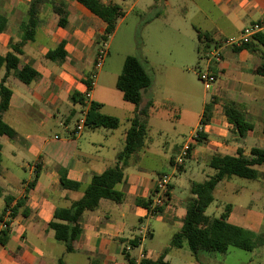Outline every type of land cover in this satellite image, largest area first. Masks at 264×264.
Listing matches in <instances>:
<instances>
[{"label": "crops", "instance_id": "0c3cea01", "mask_svg": "<svg viewBox=\"0 0 264 264\" xmlns=\"http://www.w3.org/2000/svg\"><path fill=\"white\" fill-rule=\"evenodd\" d=\"M101 1L116 3L125 8V14L120 20L138 5L144 8L153 5L148 0H133L129 5L124 4V0ZM164 1L168 3L169 0ZM29 2L30 0H0V14L7 19L6 29L0 32L1 55L10 51L12 43L20 41L19 25L27 16ZM189 2V5H183L176 0L174 5L183 10L185 17L190 15L191 18H197V22L191 27L196 38L199 32L208 34L207 43L206 40L199 41L197 38L201 51L198 58L204 62V67L216 75L210 96V100H214L212 114L202 126V140L194 143L184 164L179 169H174L172 159L184 140L179 144L173 141L164 144L163 151L155 149L154 141L149 135L152 127L150 121L156 114L155 101L150 89L144 91L143 102L152 100V106L142 119L146 124L147 134L142 148L132 154L124 169L125 180L115 186L123 194L121 202L100 199L93 210L81 213L78 217L81 233L74 242L73 251L66 252L63 244L59 256L52 250L58 246L50 226L54 221V210L67 207L79 199L91 175L100 174L115 163L117 153L124 146L129 126L127 119L134 115L136 107L123 105L124 112L119 116L103 112V102L93 94L90 93L89 99H85L88 90L85 80L92 73L100 47L96 43V37L103 33L105 22L76 0H62V3L58 0H44L40 4L39 24L34 39L22 46V53L18 56L19 68L30 67L35 71V76L30 83L25 84L10 72L4 82L11 90V96L8 108L1 113V118L15 131V135L12 138L0 135V215L5 197L11 199V206L16 207L17 202L21 204L16 208L8 241L5 245H0V264H58L59 258L67 264L63 257L70 255L77 257L75 264H127L126 255L134 260V264H138L141 253L143 258L155 259L165 247H169L170 251L174 246L170 245L171 237L169 243L160 245L159 250L146 247L144 240L153 236L149 219L160 218L168 223L181 221L186 210V199L190 196V183L196 181L190 180L187 194L180 195L173 192L174 183L171 179L160 212L150 215L146 207L136 204L135 200H152L156 176L166 171L156 168L160 158L164 162L168 159L172 176L176 172H186V162L193 161L197 166L190 169V174L197 176L200 173L207 178L211 171H207L205 167H210L208 164L213 155L234 154L238 150L248 155L251 147H263L264 76L260 74V59L247 50H233L230 43L241 38L244 28L264 20V0ZM60 20L63 24H60ZM176 31L181 33L180 28H176ZM189 36L192 37L191 33ZM60 42H63L66 58H47L48 51ZM213 48L220 51L219 61L206 59ZM143 61L147 63L146 60ZM182 67L172 65V74L178 77ZM3 74L2 68L0 80ZM72 94L83 96V101H73ZM91 101L101 104L100 112L117 117L119 122L124 119L127 125L121 127L120 122L115 129H87L84 126L80 135L71 136V119L77 120L83 110L87 111ZM206 103H203L197 125ZM225 104L234 105L252 123L253 128L245 137L238 138L230 133L222 110ZM258 142L262 144H257ZM259 166L264 164L255 166L260 191L264 190V167ZM61 176L79 183L80 188H63ZM221 181L216 184L213 195ZM180 186L182 187L181 183ZM230 206L228 222L255 231L257 235H264V210L254 209L250 204L242 206L234 203ZM143 225L147 226L149 235L140 241L137 237L138 229ZM132 241H135L134 245ZM184 243L177 248H184ZM127 245L131 247L128 251L125 250ZM168 252L164 261L171 264ZM214 254L212 251L199 250L196 255H192L195 258L199 255L212 258ZM262 263L264 259L259 264Z\"/></svg>", "mask_w": 264, "mask_h": 264}, {"label": "trees", "instance_id": "16d2710c", "mask_svg": "<svg viewBox=\"0 0 264 264\" xmlns=\"http://www.w3.org/2000/svg\"><path fill=\"white\" fill-rule=\"evenodd\" d=\"M90 12L101 18L105 22V28L101 35L96 37V43L106 42L116 29L118 21L124 16V9L116 3H104L101 0H76ZM44 0H30L26 18L19 25L21 39L10 45V51L4 55L0 54V70L4 69V74L0 80V135L13 137L15 131L8 126L1 118V113L8 108L11 90L4 84L10 72H13L16 78L21 82L28 84L35 76V71L30 67L19 68V55L22 53V46L27 41H32L35 36L36 28L39 24L38 11L39 6ZM62 3V0H58ZM60 24L63 22L60 20ZM7 26V19L0 14V32H3ZM197 38L209 40L207 33H198ZM235 51L247 50L255 54L260 59V74L264 76V31H258L242 40L238 45H232ZM198 53H201L197 48ZM67 54L63 49V42H60L54 49L48 51L46 57L49 59L64 60ZM153 82V78L148 72L144 61L134 55H126L121 70L117 75L115 87L121 92L122 99L135 105L136 110L132 117L127 119L129 126L126 131L124 146L116 155L115 163L109 166L100 174H93L89 183L84 187L82 196L73 201L67 207H58L54 210V221L50 226L54 231V239L65 246L66 252H72L74 242L79 237L81 229L78 224V217L86 210H93L100 199H107L119 203L123 194L118 191L116 184L125 180L124 169L128 166L133 153L139 151L146 138L147 127L142 121L143 116L148 113L152 106V100L145 103L142 99V93L148 90ZM87 89L91 88L90 75L85 80ZM77 96V97H76ZM73 101H83V96L72 94ZM214 100H209L203 108L199 124L202 126L209 121L212 114V104ZM101 104L95 101L89 103L85 114L84 126L87 129L104 127L115 129L119 125V119L115 116L103 114L100 112ZM223 114L229 126L230 133L243 138L249 130L253 128L251 122L245 119L244 114L232 104L223 105ZM262 133L264 135V121ZM203 138V131L199 133L196 142ZM1 150V145H0ZM189 157V156H188ZM1 160V152H0ZM264 164V146H253L248 155L238 150L234 154L219 155L215 154L209 161V166L214 169V174L203 181H192L189 187L190 196L186 199L185 214L182 218L180 229L172 235L171 246L180 247L183 242L186 243L191 254L196 255L199 250L225 253L229 247H237L243 250L251 251L258 245H264V235H257L255 231L231 224L227 217L230 211V204L224 206L223 211L216 217L205 214L208 205L213 201V191L216 184L232 176L255 180L258 177V170L255 166ZM179 169V167H178ZM60 183L65 189H79L80 184L70 181L65 176L60 177ZM170 186V185H169ZM11 199L4 198L0 219L5 210L10 206ZM136 204L146 207L148 212L157 214L162 206L150 209L152 200L137 198ZM21 202H17L18 206ZM17 206H13V217ZM11 228H5L0 231V245L6 244L9 238ZM135 241H132L134 245ZM169 247L155 258H141L138 264H167L164 261L165 254ZM127 256V264H134V260ZM58 264H64L59 258Z\"/></svg>", "mask_w": 264, "mask_h": 264}, {"label": "rangeland", "instance_id": "374dc122", "mask_svg": "<svg viewBox=\"0 0 264 264\" xmlns=\"http://www.w3.org/2000/svg\"><path fill=\"white\" fill-rule=\"evenodd\" d=\"M148 1L153 4L150 8L138 5L123 20L118 21L107 42V53L96 71L94 86L87 92L103 102V112L122 116L123 105H134L122 99L121 92L114 84L116 75L121 70L123 57L134 55L146 60L147 63L144 64L153 78L149 89L153 93L156 109V114L150 121L152 127L149 135L154 141L155 149L163 151L164 144H170L172 141L182 143L196 130L198 126L196 122L203 103L210 100L215 81L205 84L200 81L197 74L199 69L204 68V62L198 58L197 38L191 32L192 24L197 22V18H191L190 15L185 17L183 10L174 5L176 0H169L168 3L164 0ZM132 2L133 0H124L123 3L129 5ZM178 3L190 4L189 0H178ZM176 28H180L181 33H178ZM190 33L192 37L189 36ZM172 65L183 66L178 77L172 74ZM121 120V127L127 125L124 119ZM76 122L71 119L70 126L74 128ZM186 163V172H176L173 176L168 167V159L164 162L160 158L156 164L157 169L166 170V173L171 174L173 192L176 194H187L190 180L201 181L202 178H206L200 173L197 176L191 175L190 169L195 168L197 163L193 161ZM205 169L211 171V175L214 174V169L208 166ZM259 185V179L248 180L237 176L222 180L205 214L218 216L225 204L234 203L242 206L250 204L254 209L264 210V190L259 191ZM149 224L153 236L144 240L145 245L147 248L159 250L161 244L169 243L172 235L180 228L181 221L168 223L153 217L149 219ZM56 243L58 246L52 250L59 256L63 243L58 241ZM185 244L184 248L172 247L168 252L171 264H259L264 259L263 246L255 247L251 251L229 247L225 253L215 252L212 258L206 255L195 258ZM175 257L177 260H174ZM63 260L67 261V264H75L77 257L65 256Z\"/></svg>", "mask_w": 264, "mask_h": 264}, {"label": "built area", "instance_id": "2783aa9c", "mask_svg": "<svg viewBox=\"0 0 264 264\" xmlns=\"http://www.w3.org/2000/svg\"><path fill=\"white\" fill-rule=\"evenodd\" d=\"M258 31H264V20L253 23L250 27L244 28L242 31V34H241V38L237 41H232L230 44L238 45L242 40L247 39L248 37H250L251 35H253L254 33H256ZM106 47H107V41L102 42L100 44V47L97 50L93 70H92V73L90 74L91 87L94 83L96 71L100 68V66L103 62L104 56L107 53ZM206 56H207L206 59H208V60L214 59L216 61H219L220 60V51L218 48H213L209 51L208 55H206ZM197 74H198L200 81L205 83V84L214 82L216 80V75L213 74L207 67H204L203 69H199L197 71ZM85 99L86 100L89 99V93L88 92L85 93ZM85 114H86V110H83L80 117L76 120L77 122H76L74 128L70 131L71 136H74V137L78 136L82 132V130L84 128ZM202 131H203L202 125L198 124L196 130L193 131L191 133V135L180 146L176 155L172 159V167L174 169H178V167H180L181 165L184 164L185 160L190 155V152L192 150V146L194 145V143H196V140L199 137V133ZM170 182H171V174H168L166 172H162L156 176L155 187H154L153 193H152V203L150 206L151 210L163 205L165 198H166V194H167L169 185H170ZM12 207L13 206L10 205L5 210L4 214L2 215V217L0 219V231L2 229L8 228V227L11 228V224L13 222ZM148 213L150 215H153L152 214L153 212H148ZM148 235H149V230H148L147 226L143 225L138 229V236H137L138 240L141 241V240L145 239ZM130 248L131 247L129 245H127L125 247V250L128 251V250H130ZM139 256H140V259L144 257L142 253Z\"/></svg>", "mask_w": 264, "mask_h": 264}]
</instances>
